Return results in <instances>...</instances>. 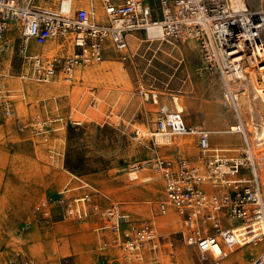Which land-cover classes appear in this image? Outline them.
<instances>
[{
  "label": "rangeland",
  "instance_id": "1",
  "mask_svg": "<svg viewBox=\"0 0 264 264\" xmlns=\"http://www.w3.org/2000/svg\"><path fill=\"white\" fill-rule=\"evenodd\" d=\"M137 33L144 41L130 37L126 56L110 52L66 77L59 71L49 81H35L52 86L41 94L31 95L24 86V99L9 97L12 109L22 104L25 113L6 115L0 109V264H143L125 256L109 229L99 238L94 228L104 218L66 215L60 193L65 186L72 196L88 192L102 208L117 204L136 221L153 212L162 234L159 264H247L263 252L264 238L225 257L202 254L181 241L182 222L174 210L159 211L164 189L155 158L193 159L198 150L191 134L174 138L183 146L158 143V135L151 134L157 107L141 88L154 89L188 125L207 127L215 146H241L244 138L223 132L237 123L236 111L223 102L217 80L202 67L195 41H151L145 31ZM18 34L12 24L4 67H11L10 54L17 59ZM38 120L48 121L42 130ZM60 123L64 127L53 130ZM73 175L90 186L79 187Z\"/></svg>",
  "mask_w": 264,
  "mask_h": 264
},
{
  "label": "built area",
  "instance_id": "2",
  "mask_svg": "<svg viewBox=\"0 0 264 264\" xmlns=\"http://www.w3.org/2000/svg\"><path fill=\"white\" fill-rule=\"evenodd\" d=\"M12 24L19 31L17 59L12 54L7 57L8 69L2 64L0 46V109L6 115L13 114L9 97L25 98L22 87L12 91L4 88L15 62L18 79L46 82L61 70L68 73L75 63L102 60L108 48L125 56L128 34L148 27L159 28L163 38L171 42L197 43L202 67L217 80L223 102L233 107L236 116L240 107L237 95L243 89L239 77L231 74L257 71L264 62V0L253 5L247 0H0V45L8 38ZM31 39L40 45L55 43L45 51H30ZM253 52L259 55L252 58ZM140 92L157 107L151 134L165 139L181 134L195 136L197 158L175 154L154 160L164 189L159 211L172 208L181 218V241L202 254H214L218 249L216 256L225 257L243 245L262 240L264 152L259 148L264 144L259 142L252 148L242 123L240 127L239 115L230 129L242 135V145L215 146L207 127L188 125L182 112L168 107L154 89L141 88ZM46 123L38 120L37 128L42 130ZM73 177L79 187L88 185ZM71 189L65 186L60 190L66 215L104 218L94 228L99 238L109 229L125 256L143 264L161 262L162 234L153 212L146 221H136L117 204L102 208L88 192L72 196ZM99 245L105 247L104 242L99 241ZM247 264H264V250Z\"/></svg>",
  "mask_w": 264,
  "mask_h": 264
},
{
  "label": "bare ground",
  "instance_id": "3",
  "mask_svg": "<svg viewBox=\"0 0 264 264\" xmlns=\"http://www.w3.org/2000/svg\"><path fill=\"white\" fill-rule=\"evenodd\" d=\"M145 33L147 36V40L159 41L161 39L162 40L164 39L161 30L157 27H148L146 29ZM130 37L135 38L137 41H144V39L137 32H130L128 34V43H129ZM29 44L33 47L32 50H41V45L36 44L34 42V40H32V39L29 40ZM0 46H1V49L5 48L4 51L7 52L8 48L4 44V42L1 43ZM110 52L115 53L116 51L111 49V48H108L105 55H107ZM126 52L128 53V47L126 49ZM116 53H118V52H116ZM258 55H259V53L253 52L251 56H252V58H256V56H258ZM102 60H100V61H102ZM253 61H255V60H253ZM80 64L81 63H75L71 67V69L68 73L64 72L63 70H61V72L65 75H70L72 73V70L75 69ZM87 64H90V63H87ZM84 65H86V64H84ZM27 68H28V66H27ZM6 69H8V67ZM237 73L238 74H231V76L239 77L238 84L243 89V92L240 93V95H237V97H238L237 102H238V104H240V107L238 110V114L240 116L238 115L239 117L238 116L237 117L239 119V124L242 123L245 127V130H244L245 136L247 137V132H251V137H250V139H248V137H247V140L250 143H252V148L255 149L256 145H260L259 142L264 144V62L261 63V65L258 67L257 71L246 69L245 72H237ZM7 75H9V76L6 77L5 81L7 80L8 84H10V86L7 88L8 85L6 82V85L4 86V88L8 91H10V90L12 91L15 87L12 84V82L14 80L11 79L10 76L14 75V74L11 73V74H7ZM18 80H19V83L17 84L16 87H22L24 89V86H23L24 82L23 81H25L28 84V92L31 94H34L37 90H41V89L51 87L50 84L35 83V81L31 80V79H25V80L18 79ZM20 81L22 84L20 83ZM24 91H25V89H24ZM16 111L25 113L24 106L22 104H18L16 107ZM13 114H15V110H13ZM249 118L251 120H249ZM237 122H238V120H237ZM247 126H250L249 129L247 128ZM240 127L242 128L241 124H240ZM61 128H62V126H57V129H61ZM140 129L141 128L139 127L138 133L140 132ZM231 130L232 129L229 128V129L223 130V132L228 133V132H231ZM187 135L188 134H181V135L173 136L171 138H175V137H179V136L182 137V136H187ZM158 136L155 139L160 144L163 143L165 145H169V144H173V142H174L173 141L174 139H171V138H166V139L163 138L162 139L161 137H158ZM181 143H183V142H181ZM227 147H231V145H227ZM259 149H261L262 152H264V148H259ZM152 179H153V176L149 177V180H152ZM217 253H218V249H216L214 251L213 256L215 257L217 255Z\"/></svg>",
  "mask_w": 264,
  "mask_h": 264
},
{
  "label": "crops",
  "instance_id": "4",
  "mask_svg": "<svg viewBox=\"0 0 264 264\" xmlns=\"http://www.w3.org/2000/svg\"><path fill=\"white\" fill-rule=\"evenodd\" d=\"M53 43H55V42L53 41V42H50V43L47 42V43L42 44V46H41V50L43 49V50L45 51V50L49 49L50 47L53 46ZM4 44H5V43H4ZM2 50L4 51L5 48H4V49L2 48ZM4 52H5V51H4ZM6 68H7V66L5 67V69H6ZM60 72H61V71H60ZM13 76H14V75H11L10 78L13 79ZM66 76H67V75H65V74L63 75V77H66ZM13 80H14V81L12 82V84H13L14 87H16L17 84L19 83V80H15V79H13ZM6 82H7V80H6ZM20 83H21V81H20ZM35 83H36V82H35ZM21 84H22V83H21ZM40 84H41V83H40ZM42 84H43V83H42ZM7 85H8V86H7V88H8V87L10 86V84H8V82H7ZM23 86H26L25 88H27V90H28V84H27L26 82L23 83ZM51 87H52V86H51ZM51 87H49V88H45V89H50ZM45 89L37 90L34 94H31V93H29V94H31V95L41 94V92H43ZM15 112H16V109H15ZM47 122H48V121H47ZM62 125H63V124H62ZM62 125H61V123H60V125H58V126H62ZM63 127H64V125L62 126V128H63ZM62 128H61V129H62ZM53 130H58V129H57V126H55V127L53 128ZM144 131H146V130H144ZM179 137H180V136H179ZM179 137H178V138H179ZM180 138H181V137H180ZM171 139H174V138H171ZM173 141H174L173 144H181V146L184 145V144L181 143L182 141H180V140L177 141V140L174 139ZM162 144H163V143H162ZM173 144H171V145H173Z\"/></svg>",
  "mask_w": 264,
  "mask_h": 264
}]
</instances>
